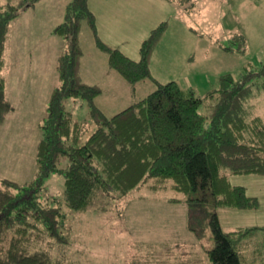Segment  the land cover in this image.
Segmentation results:
<instances>
[{
    "label": "trees",
    "instance_id": "trees-1",
    "mask_svg": "<svg viewBox=\"0 0 264 264\" xmlns=\"http://www.w3.org/2000/svg\"><path fill=\"white\" fill-rule=\"evenodd\" d=\"M38 1L0 0V122L13 107L6 97L3 73L10 21ZM83 19L114 70L130 83L150 78L155 88L108 114L97 100L102 86L86 81L80 71ZM168 26L166 18L153 25L135 58L102 36L90 0L66 3L61 21L52 27L64 47L56 62L59 82L51 89L40 125L37 169L25 181L0 178V264H52L47 249L34 248L35 238L68 241L61 204L41 197L55 172L64 175L65 203L72 209H86L99 192L125 195L149 179L154 187L181 191L190 217L199 212L208 219L215 240L207 248L211 262L245 264L239 236L264 229V225L226 229L219 207L260 206L259 196L250 194L246 185L232 182L225 169L264 174V117L253 101L264 90V57L257 65H246L240 74L221 73L218 85L200 95L192 86H182L176 79L159 80L152 72V54ZM69 98L84 102L96 124L85 139L87 124L68 107ZM62 158L67 159L64 166L59 165Z\"/></svg>",
    "mask_w": 264,
    "mask_h": 264
},
{
    "label": "rangeland",
    "instance_id": "rangeland-1",
    "mask_svg": "<svg viewBox=\"0 0 264 264\" xmlns=\"http://www.w3.org/2000/svg\"><path fill=\"white\" fill-rule=\"evenodd\" d=\"M68 1L40 0L10 21L3 73L13 107L0 122V178L25 181L37 169L40 125L51 89L59 82L56 62L64 47L51 26L61 21ZM90 5L102 36L135 58L150 28L168 19V29L151 57L153 74L162 81L177 79L200 95L218 85L221 73L240 74L246 65H257L264 57V0H90ZM80 42L82 77L100 82L103 91L97 100L108 114L155 88L150 78L135 86L114 70L107 53L96 45L86 19ZM253 101L264 117V90ZM67 105L86 122L85 139L96 126L86 104L69 98ZM66 164V158L59 162ZM225 171L232 182L259 195L260 206H220L224 227L264 225V174ZM151 183L149 179L120 196L99 192L86 209H72L65 203L63 173H53L41 197L61 204L68 241L36 237L34 248L47 249L52 264H213L207 254L215 242L208 219L199 212L190 217L185 193ZM239 237L244 263L264 264V229Z\"/></svg>",
    "mask_w": 264,
    "mask_h": 264
},
{
    "label": "crops",
    "instance_id": "crops-1",
    "mask_svg": "<svg viewBox=\"0 0 264 264\" xmlns=\"http://www.w3.org/2000/svg\"><path fill=\"white\" fill-rule=\"evenodd\" d=\"M53 27V25L51 26V28ZM51 32H52V29H51ZM188 32V31H187ZM53 34V33H52ZM151 63H152V60H151ZM151 68H152V65H151ZM153 72V71H152ZM157 77V76H156ZM158 78V77H157ZM159 79V78H158ZM145 80V79H144ZM159 80H161V79H159ZM177 80V79H176ZM86 81H89V82H94V81H92V80H86ZM95 83H97V82H95ZM100 83V82H99ZM98 83V84H99ZM139 84H142V83H140V81H138V82H136V85L135 86H138ZM101 85V84H100ZM102 86V85H101ZM6 88H7V86H6ZM6 97H7V93H6ZM141 97H143V96H141ZM141 97H139V98H141ZM138 98V99H139ZM8 99V98H7ZM11 103H12V100L11 99H8ZM134 102V101H133ZM99 103V102H98ZM132 103V102H131ZM12 105H13V103H12ZM103 108V107H102ZM104 109V108H103ZM105 110V109H104ZM106 111V110H105ZM253 195H257V194H253ZM257 196H259V195H257ZM224 226V225H223ZM238 227V226H237ZM253 233V232H252ZM251 234V233H250ZM247 235H249V234H247ZM241 249V248H240ZM242 251V250H241ZM244 254V253H243ZM244 256L246 257V255L244 254Z\"/></svg>",
    "mask_w": 264,
    "mask_h": 264
}]
</instances>
